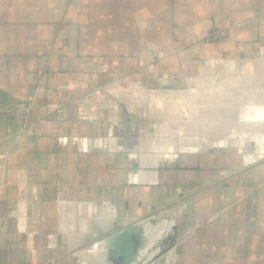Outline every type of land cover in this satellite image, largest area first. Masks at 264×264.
<instances>
[{
  "label": "crops",
  "instance_id": "obj_1",
  "mask_svg": "<svg viewBox=\"0 0 264 264\" xmlns=\"http://www.w3.org/2000/svg\"><path fill=\"white\" fill-rule=\"evenodd\" d=\"M263 44L264 0H0V264H264V160L130 170L110 112L77 102Z\"/></svg>",
  "mask_w": 264,
  "mask_h": 264
},
{
  "label": "rangeland",
  "instance_id": "obj_2",
  "mask_svg": "<svg viewBox=\"0 0 264 264\" xmlns=\"http://www.w3.org/2000/svg\"><path fill=\"white\" fill-rule=\"evenodd\" d=\"M95 59L98 71L110 70L106 56ZM148 72L151 78L144 80L119 74L77 100L80 110L89 116L99 106L110 112L120 138L117 141L118 134L111 135L109 144L126 157L127 169L136 167L143 173L171 165L213 169L219 160L223 169H229L231 161L240 166L264 160V133L253 130L261 129L264 116L252 117L244 102V91L256 86L258 80L264 82V44L254 56L208 58L188 73ZM261 89L259 104L264 103V85ZM54 92L53 87L37 88L17 102L16 117L24 120L28 114L19 115L20 104L26 103L30 110L37 96ZM24 127L35 134L32 123ZM1 190L0 184V197Z\"/></svg>",
  "mask_w": 264,
  "mask_h": 264
},
{
  "label": "bare ground",
  "instance_id": "obj_3",
  "mask_svg": "<svg viewBox=\"0 0 264 264\" xmlns=\"http://www.w3.org/2000/svg\"><path fill=\"white\" fill-rule=\"evenodd\" d=\"M246 66V65H245ZM262 80H263V78H262ZM255 82V81H254ZM263 85H264V82L263 81H260V80H258V82L256 83V86H254L252 89H249V90H245L244 92H245V107L247 108V110L249 109V110H252V113L250 114L252 117L253 116H258V118H260V117H262V116H264V113L262 114V112L260 111V109H263V112H264V103L263 104H259L258 102H257V99H258V101H259V98L260 97H262V99H263V96H261V95H259V93H260V90H262L261 89V86L263 87ZM239 90V89H238ZM264 92V91H263ZM230 93V92H229ZM260 96V97H259ZM259 97V98H258ZM255 102H256V104H255ZM262 102H263V100H262ZM242 106V105H241ZM193 109V108H192ZM257 110V111H253V110ZM250 112V111H249ZM255 112V113H254ZM243 113V112H242ZM248 113V112H247ZM260 113L262 114V115H260ZM238 114V113H237ZM241 114V113H240ZM239 115V114H238ZM242 115H240L239 117H241ZM249 116V115H248ZM248 118V117H247ZM249 118H251L250 116H249ZM256 119H257V117H256ZM252 119H250V121H251ZM263 120V119H262ZM256 121V120H255ZM259 121V120H258ZM257 121V122H258ZM257 122H256V125H257ZM260 123V122H259ZM261 123H262V127H261V129H254L253 128V130H255V132H256V130L257 131H262V133H264V121H261ZM254 125H255V123H253ZM236 125V124H235ZM237 126V125H236ZM233 127V126H232ZM235 129V128H234ZM249 129V128H248ZM231 130V129H230ZM229 130V131H230ZM251 130V129H250ZM249 130V131H250ZM228 132V131H227ZM248 132V131H247ZM249 133V132H248ZM251 133H253V132H251ZM251 133H249V134H251ZM254 134V133H253ZM252 134V135H253ZM251 135V136H252ZM260 135V134H259ZM254 136H258V135H255L254 134ZM247 138V137H246ZM254 138V137H253ZM259 138H260V136H259ZM258 138V139H259ZM257 139V140H258ZM246 140V139H245ZM261 156V155H260Z\"/></svg>",
  "mask_w": 264,
  "mask_h": 264
},
{
  "label": "built area",
  "instance_id": "obj_4",
  "mask_svg": "<svg viewBox=\"0 0 264 264\" xmlns=\"http://www.w3.org/2000/svg\"><path fill=\"white\" fill-rule=\"evenodd\" d=\"M20 111H19V115H21V116H25L26 115V113H28V111H29V106L26 104V103H22V104H20ZM27 116V115H26ZM30 124L31 123H27L25 126H28V127H30Z\"/></svg>",
  "mask_w": 264,
  "mask_h": 264
}]
</instances>
